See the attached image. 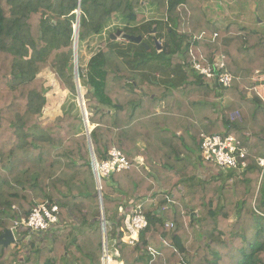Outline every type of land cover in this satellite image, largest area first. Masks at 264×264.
<instances>
[{
    "label": "trees",
    "instance_id": "16d2710c",
    "mask_svg": "<svg viewBox=\"0 0 264 264\" xmlns=\"http://www.w3.org/2000/svg\"><path fill=\"white\" fill-rule=\"evenodd\" d=\"M144 6L161 19L138 27ZM78 9L77 71L92 108L90 143L76 100ZM111 27L130 36L155 28L156 35L143 41L148 48L107 36L82 66L84 45ZM201 33L216 37L199 39ZM191 46L204 67L224 57L230 87L195 74ZM45 70L70 95L52 124L41 119ZM258 75H264V31L236 19L219 26L201 0H0V236L38 201L59 209L56 231L22 229L12 245L0 246V264H101L90 145L98 163L113 148L130 163L101 180L115 261L264 264V167L257 161L264 158V101L255 90ZM214 134L240 141L247 164L241 174L202 177L214 167L200 155L201 135ZM138 206L147 226L128 245L120 228ZM23 244L28 249L18 263Z\"/></svg>",
    "mask_w": 264,
    "mask_h": 264
},
{
    "label": "built area",
    "instance_id": "2783aa9c",
    "mask_svg": "<svg viewBox=\"0 0 264 264\" xmlns=\"http://www.w3.org/2000/svg\"><path fill=\"white\" fill-rule=\"evenodd\" d=\"M216 35L207 37L205 33H201L199 39L206 38L214 40ZM191 54L193 56L192 69L196 75L206 78L215 79L222 88L230 87L232 83V75L226 70L224 57H218L212 66L204 67L199 61L201 58L196 49L191 46ZM89 130V129H88ZM91 131L87 132V135ZM200 155L204 162L213 165L218 172H233L241 174L247 167L245 157L246 151L241 143L232 135H201ZM258 164L264 167V158H258ZM130 168V163L125 155L118 149L113 148L109 152V159L98 163L92 161V169L96 181V190L100 206V222L103 228L102 240V258L101 264H119L114 260L116 252L109 247L108 237L106 233L105 216L101 214L102 188L101 180L108 178L114 173H119ZM58 206L50 204L48 201H39L31 209L26 218H21L13 222L10 230L14 239L22 229L31 232H54L58 228ZM147 226V220L141 213L140 207L133 208L124 215V226L120 228L122 233L121 241L128 245H133L138 241L139 232ZM172 227V225H167Z\"/></svg>",
    "mask_w": 264,
    "mask_h": 264
},
{
    "label": "rangeland",
    "instance_id": "374dc122",
    "mask_svg": "<svg viewBox=\"0 0 264 264\" xmlns=\"http://www.w3.org/2000/svg\"><path fill=\"white\" fill-rule=\"evenodd\" d=\"M249 3L250 4H254L255 8H260V6H264V0H243V1H239V0H225L224 2V10L230 11L234 8H232V6H241L244 5L246 7H249ZM227 4V5H226ZM221 8L223 7L220 6ZM263 8V7H261ZM221 10V9H220ZM250 10V9H249ZM251 18H254L255 16L252 15V13H250L249 15ZM161 19V16H159L155 9L147 6H144L143 8H141L139 10V14L137 16V24L138 27H143V26H147V22H153L156 21L158 19ZM117 30V29H116ZM115 27H111L109 30L105 31L103 33V36L100 38L95 39L93 42H90L87 45H84L83 50L81 52V56L83 57L81 60V65L84 66L86 65L87 61L90 58V53L96 52L97 50H99L101 48L100 45V41L104 40L107 38V36L110 35H114L116 33ZM155 30V28H153L151 31L147 32H143V41H151L150 39L155 37L156 32L153 33L152 31ZM156 31V30H155ZM122 32V31H121ZM123 33V32H122ZM152 36V37H151ZM118 43L120 44H124L127 43V41L122 37H117L116 40ZM160 44V42H159ZM78 50V49H77ZM78 56V55H77ZM78 66V63H77ZM77 75H78V71H77ZM75 76V75H74ZM42 77L45 80V88H46V98H47V103L46 106L43 110V116H42V120L44 122V124H52L57 117L62 116V108L64 105H66L68 102H70V95L68 91H63L60 89L57 81L54 78V75L51 74L48 70H45L42 73ZM78 81H79V77H78ZM75 83L76 86L78 84V82H76L75 79ZM79 85H81L80 81H79ZM86 90L81 89V87H79V89L77 88V103L79 108L81 109L80 112H82L83 114V118L85 117L88 121V118L91 116V107L86 105V96H85ZM85 97V98H84ZM84 106V107H83ZM107 110V109H106ZM88 129L89 131H91L93 129V127L88 123ZM214 173H220L218 171H215L214 168H208L206 172L202 173V177L207 178V177H214ZM39 202V201H38ZM192 217L196 215V212H192ZM99 220H100V216H99ZM69 226H77V224H75L74 222L69 223ZM65 226H61V228L59 229V232L62 231L64 229ZM102 227V226H101ZM76 228V227H75ZM103 230V228H102ZM79 233L77 232V235ZM31 237H27L24 238V240L26 241L25 243H27V241L30 239ZM37 240V239H35ZM21 249V253L18 254L17 256V262L20 263L23 260V256L24 253L27 252V247H25V244L20 246ZM120 264V263H119Z\"/></svg>",
    "mask_w": 264,
    "mask_h": 264
},
{
    "label": "crops",
    "instance_id": "0c3cea01",
    "mask_svg": "<svg viewBox=\"0 0 264 264\" xmlns=\"http://www.w3.org/2000/svg\"><path fill=\"white\" fill-rule=\"evenodd\" d=\"M201 1L204 4V7L207 9V11H209V13L212 15L216 24H218L219 26H223L229 20L236 19L243 26L264 31V6H260V8L254 9L255 5L249 3V7H246L244 5L241 6L235 5L232 6V8L234 9L227 11L223 9L225 7L224 6L225 0H201ZM222 5L223 7L221 8L220 6ZM250 13H252V15H254L255 17L251 18L249 16ZM253 80L256 83L255 90L257 94L264 101V75H258ZM129 209L130 206L127 205L125 207V210L127 211Z\"/></svg>",
    "mask_w": 264,
    "mask_h": 264
},
{
    "label": "water",
    "instance_id": "95a60500",
    "mask_svg": "<svg viewBox=\"0 0 264 264\" xmlns=\"http://www.w3.org/2000/svg\"><path fill=\"white\" fill-rule=\"evenodd\" d=\"M79 13H80V10L78 9L75 12L76 24L74 26V33H75V35H74L75 36V39H74V55H75V57H74V75H75L76 82H78V84H77L78 89L80 87L79 81H78V75H77V38H78V28H79ZM152 32L155 33V30H153ZM120 36H122L128 42H133L135 44H142L143 46H146L148 48L146 43L143 42L142 36H130V35L122 33L120 30L116 31V33L114 35L113 34L110 35V40L115 41L116 38L120 37ZM154 44H155L156 48L159 50L160 49L159 42L156 39H154ZM84 123H85L86 130H87L88 129V121L85 117H84ZM87 132H89V130H87ZM87 136H88V140L90 143L89 135H87ZM90 152H91V160L93 162H95V159H94V156L92 153L91 145H90ZM101 203H102V201H101ZM100 205H101V214L103 216L104 215L103 204H100ZM14 242H15V239H14L13 233L10 229H7L0 236V246L8 247V246L12 245Z\"/></svg>",
    "mask_w": 264,
    "mask_h": 264
},
{
    "label": "bare ground",
    "instance_id": "6f19581e",
    "mask_svg": "<svg viewBox=\"0 0 264 264\" xmlns=\"http://www.w3.org/2000/svg\"><path fill=\"white\" fill-rule=\"evenodd\" d=\"M84 107V106H83Z\"/></svg>",
    "mask_w": 264,
    "mask_h": 264
}]
</instances>
